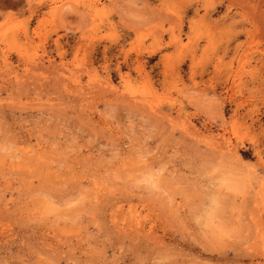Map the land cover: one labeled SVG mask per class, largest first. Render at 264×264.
Masks as SVG:
<instances>
[{
	"label": "rangeland",
	"instance_id": "374dc122",
	"mask_svg": "<svg viewBox=\"0 0 264 264\" xmlns=\"http://www.w3.org/2000/svg\"><path fill=\"white\" fill-rule=\"evenodd\" d=\"M0 264H264V0H0Z\"/></svg>",
	"mask_w": 264,
	"mask_h": 264
}]
</instances>
